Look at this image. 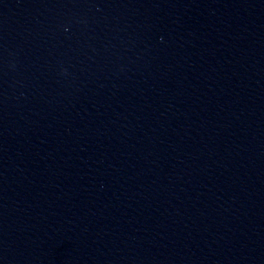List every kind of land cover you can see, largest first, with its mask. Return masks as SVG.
<instances>
[{
  "label": "water",
  "instance_id": "water-1",
  "mask_svg": "<svg viewBox=\"0 0 264 264\" xmlns=\"http://www.w3.org/2000/svg\"><path fill=\"white\" fill-rule=\"evenodd\" d=\"M0 264H264V0H0Z\"/></svg>",
  "mask_w": 264,
  "mask_h": 264
}]
</instances>
